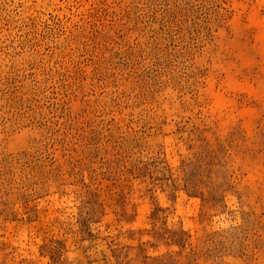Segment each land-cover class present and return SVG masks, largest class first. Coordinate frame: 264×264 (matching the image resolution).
Here are the masks:
<instances>
[{"label":"rangeland","instance_id":"374dc122","mask_svg":"<svg viewBox=\"0 0 264 264\" xmlns=\"http://www.w3.org/2000/svg\"><path fill=\"white\" fill-rule=\"evenodd\" d=\"M0 264H264V0H0Z\"/></svg>","mask_w":264,"mask_h":264}]
</instances>
